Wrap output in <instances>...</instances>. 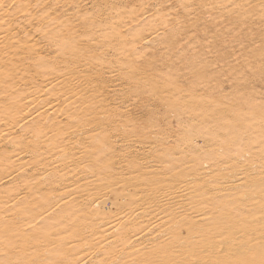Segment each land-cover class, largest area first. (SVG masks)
I'll list each match as a JSON object with an SVG mask.
<instances>
[{
    "label": "bare ground",
    "instance_id": "obj_1",
    "mask_svg": "<svg viewBox=\"0 0 264 264\" xmlns=\"http://www.w3.org/2000/svg\"><path fill=\"white\" fill-rule=\"evenodd\" d=\"M263 80L264 0H0V264H264Z\"/></svg>",
    "mask_w": 264,
    "mask_h": 264
},
{
    "label": "rangeland",
    "instance_id": "obj_2",
    "mask_svg": "<svg viewBox=\"0 0 264 264\" xmlns=\"http://www.w3.org/2000/svg\"><path fill=\"white\" fill-rule=\"evenodd\" d=\"M139 29H141V28H139ZM220 30H223V28L222 27H218V28H215V29H213L212 31H211V35H212V37H215V40L214 41H211L210 43H209V45H212L211 46V49H212V47L214 46H216V48L215 49H218V47H219V43L221 42V40L223 39V37L224 36H220ZM216 33V34H215ZM220 36V37H219ZM208 37V36H207ZM207 37H203L202 39H203V41L205 42V40H209V37L207 38ZM207 38V39H206ZM37 39H39V37H37ZM184 40V39H183ZM181 41L180 42V44H179V46H183V45H185V43H186V41L184 40V41ZM203 44H205L202 40H200ZM214 43V44H213ZM215 43L217 44V45H215ZM239 45V42H236V43H234L233 44V46L232 47H230V49L229 48H227L229 51H227L226 49H225V52L227 51V54H225L224 56H222V60H227V59H230V58H234V57H236V56H239V54H238V51H237V46ZM214 47H213V51L215 50L214 49ZM160 48V47H159ZM150 51V52H149ZM147 54H149V56H151L152 57V60H151V62L153 63V65H152V63H150L149 61H147L148 62V64H146V65H148V67H150V66H152V67H154L156 64H159V63H162V62H160L159 61V59H160V57H158V55L156 56V54H160V53H158V48L157 47H154V46H148L147 47V52H146ZM155 53V54H154ZM239 53H241V56H243V54H247L245 51H243V52H239ZM231 54H233V55H231ZM68 55V56H67ZM66 55V57H68L69 59L68 60H70V59H72L69 55L70 54H67ZM113 56V57H112ZM116 55H110V56H99V59L101 58V57H103L102 59H98V61H100V62H98L97 61V63L99 64V63H101L102 61H103V63L101 64L102 65V69H103V72H99V74H101L102 75V78H103V81H104V85H106V87H107V89L105 90V91H107V93H108V95L109 96H111V95H113L111 98H113V99H110L109 100V106H111L110 108H112V109H114L115 108V106L116 107H119L122 103L120 102V99H119V97L117 96V95H120L121 94V92L123 91V88H125V86H123V83H122V79H121V77H119L120 75L119 74H117L116 75V73H118L119 71H118V68H119V63H121L122 62V59H120V56L118 55V56H116ZM154 56H156L155 58H153ZM232 56V57H231ZM244 57V56H243ZM117 58V59H116ZM204 58V57H203ZM226 58V59H225ZM113 59V60H112ZM115 59H116V61H115ZM149 59H151V58H149ZM106 60V61H105ZM221 60V61H222ZM106 62V64L104 65V63ZM108 61V62H107ZM112 61V62H111ZM156 61V62H155ZM113 63V64H111V63ZM114 62H116L117 64H119L118 65V68L115 66L116 65V63H114ZM119 62V63H118ZM101 65H98L99 66V68L101 69ZM103 65H104V67H103ZM111 65V66H110ZM112 65H113V67H112ZM150 65V66H149ZM220 65V64H219ZM110 68H109V67ZM116 67V68H115ZM147 67V66H146ZM105 69V70H104ZM117 71H116V70ZM107 70V71H106ZM108 70H111V71H108ZM227 71V70H226ZM114 74H113V73ZM237 73H238V71H236ZM235 72V73H236ZM110 73H112V74H110ZM235 73L233 72L232 74H230V77L228 76L227 78H225V80L227 79H229L230 80V78L232 77V75H234V77H232L231 79H232V81L230 80V81H226L227 83L225 84V83H221V81L219 82L218 81V83H219V85L220 86H218V84L217 83H215L214 84V82H213V84L214 85H217L216 87H214L213 89H210L209 91L208 90H202L201 89V92H199L200 91V89L197 91V97L195 96V99H198V100H201V101H203V100H206V99H211V102L212 103H214V102H216V101H219V100H223V98H222V96L224 95L225 96V92H226V97H227V95L228 94H232V93H230V92H233L234 93V91H236V87L237 86H235V79H238V78H235ZM237 73H236V77H237ZM110 74V75H109ZM139 74V75H138ZM107 75V76H106ZM113 75V76H112ZM119 75V76H118ZM144 74L142 73V72H137L136 73V75H135V79H141L142 78V76H143ZM169 75V74H168ZM168 75H166V76H162V77H164L165 79H166V77L168 76ZM175 75V74H174ZM119 78H118V77ZM172 76V77H171ZM171 76L169 75V77H170V79L167 77V80H169V81H171L172 83L173 82H175L177 79H178V77H174L175 79H173V74H171ZM178 76V75H177ZM111 77V78H110ZM143 78H144V76H143ZM223 78V79H224ZM234 78V79H233ZM162 79V78H161ZM173 79V80H172ZM108 80V81H107ZM105 81H107V82H105ZM110 81V82H109ZM120 81V82H119ZM114 84H113V83ZM115 82H118V83H115ZM228 82H229V85H228ZM257 82V81H256ZM261 82H262V84H261ZM108 83V84H107ZM122 83V84H121ZM182 83V82H181ZM111 84V85H110ZM113 84V85H112ZM184 84V85H183ZM181 85H183V86H186L185 85V83H182ZM213 85V86H214ZM120 86V87H119ZM259 87V88H257V87ZM112 87V88H111ZM116 87V88H115ZM218 87V88H217ZM232 87V88H231ZM233 87H234V89H233ZM255 88V90H254V88ZM252 88V90H251V93H250V98H254L253 100L251 99L250 101H252V102H255V101H257L258 100V102H260V101H262V99H263V101L262 102H264V80L263 81H258V83H256L255 84V86H253ZM217 88V89H216ZM222 89V91H221V93H220V90ZM224 88V89H223ZM256 89H258V90H256ZM263 89V90H262ZM217 90L219 91V92H217ZM254 90V91H253ZM150 91V92H149ZM225 91V92H224ZM257 91V92H256ZM152 92H153V94H152ZM155 92H156V90H155ZM155 92L154 91H152V90H148V92H147V94L146 95H148V96H150L151 95V97H153L154 95H155ZM208 92H209V94H208ZM216 92V93H215ZM111 93V94H110ZM151 93V94H150ZM253 93L255 94V93H257L256 95H253ZM150 94V95H149ZM216 94V95H215ZM220 94H222V95H220ZM220 95V96H219ZM253 95V96H252ZM261 97H260V96ZM204 97V99H203V97ZM230 96L231 95H228V97L227 98H230ZM258 96V97H257ZM201 97V98H200ZM221 97V98H220ZM260 97V98H259ZM256 98H258V99H256ZM209 101V100H208ZM210 102V101H209ZM117 105H116V104ZM114 104V105H113ZM128 104V105H127ZM130 104H132V101H130V102H126L125 104H122V107H124V108H127V110L129 109V112H130V110H132V105H130ZM113 106V107H112ZM129 107V108H128ZM136 107V106H135ZM168 108L166 107L165 108V110H167ZM135 110H137V108L136 109H134L133 111H135ZM150 110H152V111H155V112H160V113H164V109L163 108H157V109H150ZM170 117L167 119V122L168 123H172V125H170V126H166V125H163L162 124V120H164L163 119V117L164 116H161V115H156V116H153L152 117V119L153 120H151V121H147L145 124H142V125H140V127H142L143 129H145V131L147 132V133H149V132H153V131H156V129H157V127H156V124L158 123H160V126L161 127H163L164 129H169V130H176L177 132L175 133V136H176V140H177V138H182V136H188V134H190V132H188V133H186L187 132V130H189L190 128H189V126H190V124H192L193 122H190V121H187V120H184V123H182V126H180L181 124H179L176 120V122L177 123H175V121H173L174 120V118H173V115L172 114H168ZM135 117V116H134ZM157 117H160L158 120H155V118H157ZM161 120V122H159ZM209 122V123H205V122ZM204 123H205V125H203V127L204 126H206V127H209L210 125H212L213 123H212V121H210V120H205L204 121ZM179 124V125H178ZM194 124V123H193ZM198 125H200V123L198 122L197 123ZM122 125V123L121 122H116L115 124H114V127H119V126H121ZM189 125V126H188ZM208 125V126H207ZM192 126V125H191ZM190 126V127H191ZM189 128V129H187V130H185L186 128ZM211 127V126H210ZM209 127V128H210ZM179 128V129H178ZM200 142V143H199ZM200 146H202L201 144V141L199 140L198 142H197Z\"/></svg>",
    "mask_w": 264,
    "mask_h": 264
}]
</instances>
